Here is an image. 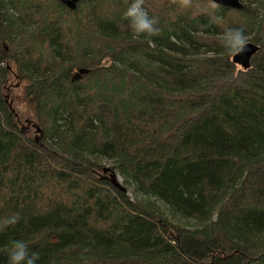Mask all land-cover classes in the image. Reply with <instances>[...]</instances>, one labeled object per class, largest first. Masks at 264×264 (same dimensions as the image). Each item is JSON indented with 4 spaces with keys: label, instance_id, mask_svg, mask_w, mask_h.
<instances>
[{
    "label": "trees",
    "instance_id": "1",
    "mask_svg": "<svg viewBox=\"0 0 264 264\" xmlns=\"http://www.w3.org/2000/svg\"><path fill=\"white\" fill-rule=\"evenodd\" d=\"M175 1L137 38L132 0H0V264L15 240L37 264H264V0ZM228 28L260 46L246 70Z\"/></svg>",
    "mask_w": 264,
    "mask_h": 264
},
{
    "label": "clouds",
    "instance_id": "2",
    "mask_svg": "<svg viewBox=\"0 0 264 264\" xmlns=\"http://www.w3.org/2000/svg\"><path fill=\"white\" fill-rule=\"evenodd\" d=\"M145 0H132L127 9L123 12V17L129 21V26L135 37L142 35L156 36L159 34V19L151 16L146 9ZM184 7L191 6V0H182ZM213 9L219 7L218 4L211 5ZM218 17H213L210 23L218 21ZM208 27V25H205ZM248 38L241 28H228L222 34V43L228 55L235 56L241 53L247 45ZM18 216L12 215L0 221V231L5 230L9 226L18 223ZM9 264H37L40 254L36 251H30L28 244L23 240H15L12 242L8 250Z\"/></svg>",
    "mask_w": 264,
    "mask_h": 264
},
{
    "label": "water",
    "instance_id": "3",
    "mask_svg": "<svg viewBox=\"0 0 264 264\" xmlns=\"http://www.w3.org/2000/svg\"><path fill=\"white\" fill-rule=\"evenodd\" d=\"M78 1L80 0H61V3H63L70 10H74ZM212 1L216 4L235 8V9H241L244 6L241 0H212ZM259 50H260V46L252 42H247L245 49L241 53L232 56L231 61L234 65H240L242 69L246 70L251 66L252 58L258 53ZM87 72L88 70L84 68H80L78 72L72 76V80L79 79L81 74H86ZM9 107L11 108V105H9ZM26 123H27L26 126L21 127V131L23 133H28V130L30 129L29 127L31 122L27 121ZM32 126L35 127L36 132H40L38 126H36L35 124H32ZM104 171L107 172L108 168H105ZM114 177L116 178L115 174H111V178Z\"/></svg>",
    "mask_w": 264,
    "mask_h": 264
},
{
    "label": "rangeland",
    "instance_id": "4",
    "mask_svg": "<svg viewBox=\"0 0 264 264\" xmlns=\"http://www.w3.org/2000/svg\"><path fill=\"white\" fill-rule=\"evenodd\" d=\"M192 2V1H191ZM175 3L177 4L176 6H178V8L179 7H182V9L181 8H179L180 9V12H183V6L180 4V2H178V0H176L175 1ZM192 4V6L194 7V8H196V9H200V5L197 3H191ZM60 25L63 27V29H67V28H70V27H72V24H71V21H70V19L68 18V16H66L61 22H60ZM248 38V41L250 40L249 39V37H247ZM236 67L238 68V69H241V70H244V69H242V67L240 66V65H236ZM251 67V66H250ZM249 67V68H250ZM7 84H9V85H14V86H16L17 84H18V82H16L14 79H10V78H8L7 79ZM15 110L17 111V114L19 115V127H20V125H21V127L22 126H26L27 125V121H32V117H30V116H28L26 113H24L23 112V108L21 107V106H19V107H16L15 108ZM31 125V124H30ZM30 137H32L33 139L36 137V138H38L39 137V134L35 131V128H33V127H30ZM101 162H102V164L104 165V166H106V165H108V161L107 160H105V159H102L101 160ZM117 178V177H116ZM118 179V182L119 181H121L120 180V178H117ZM130 193H131V197L132 198H134V199H137V198H139V197H136L135 196V194L133 193V191L132 190H130Z\"/></svg>",
    "mask_w": 264,
    "mask_h": 264
}]
</instances>
